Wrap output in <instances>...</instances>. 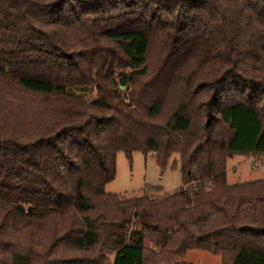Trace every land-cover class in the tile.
<instances>
[{
	"label": "trees",
	"instance_id": "1",
	"mask_svg": "<svg viewBox=\"0 0 264 264\" xmlns=\"http://www.w3.org/2000/svg\"><path fill=\"white\" fill-rule=\"evenodd\" d=\"M119 151L182 186L106 192ZM236 155L264 157V0H0V264H264Z\"/></svg>",
	"mask_w": 264,
	"mask_h": 264
},
{
	"label": "rangeland",
	"instance_id": "2",
	"mask_svg": "<svg viewBox=\"0 0 264 264\" xmlns=\"http://www.w3.org/2000/svg\"><path fill=\"white\" fill-rule=\"evenodd\" d=\"M89 98L96 97L95 92H88ZM178 159L175 154L164 168L156 163L154 154L145 156L140 151L132 153L129 159L122 151L116 154L115 178L105 185V191L124 196L138 195L145 187L155 188L154 196L171 194L182 186L179 167L173 168L172 162ZM226 175L228 183L264 178V157H246L236 155L227 159ZM183 260L190 264H219L220 254L193 248L186 251Z\"/></svg>",
	"mask_w": 264,
	"mask_h": 264
},
{
	"label": "water",
	"instance_id": "3",
	"mask_svg": "<svg viewBox=\"0 0 264 264\" xmlns=\"http://www.w3.org/2000/svg\"><path fill=\"white\" fill-rule=\"evenodd\" d=\"M121 89H123L124 87L123 86H120Z\"/></svg>",
	"mask_w": 264,
	"mask_h": 264
},
{
	"label": "crops",
	"instance_id": "4",
	"mask_svg": "<svg viewBox=\"0 0 264 264\" xmlns=\"http://www.w3.org/2000/svg\"><path fill=\"white\" fill-rule=\"evenodd\" d=\"M234 157V156H233ZM233 157H230V158H233Z\"/></svg>",
	"mask_w": 264,
	"mask_h": 264
}]
</instances>
